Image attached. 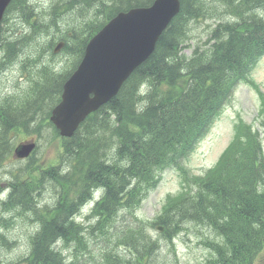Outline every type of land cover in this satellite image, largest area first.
Returning a JSON list of instances; mask_svg holds the SVG:
<instances>
[{
    "label": "trees",
    "instance_id": "trees-1",
    "mask_svg": "<svg viewBox=\"0 0 264 264\" xmlns=\"http://www.w3.org/2000/svg\"><path fill=\"white\" fill-rule=\"evenodd\" d=\"M60 1L64 10L73 11L79 4L95 11L91 19L71 24L75 33L64 54L70 56L75 66L88 35L97 33L118 12L147 6L154 0ZM181 2L180 13L160 37L156 51L135 70L120 95L86 121L73 139L65 141L60 167L52 166L42 176L24 184H13L10 199L3 204L34 215L41 222V229L32 240L27 257L11 263L0 257V264H67L57 240L77 242L76 248L83 249L88 242L84 237L86 228V232L98 231L99 238L113 243L110 232L122 210L128 211L132 219L126 223L129 235L123 239L127 254H111L110 264H149L154 252L152 237L147 234V223L136 211L147 192L157 186L159 164L165 161V165H177L185 181L182 192L169 199L158 218L169 237L178 234L185 221L210 225L217 235L215 264H254L264 251V155L260 134L252 126L239 123L235 138L220 162L203 175L191 174L182 162L264 54V16L258 13L264 9V0ZM219 11L230 14L233 21L221 19L204 46H195L191 57L183 54L190 38V23ZM10 12L26 23L35 24L33 33L43 22L40 16L32 20L35 13L28 0H13ZM76 12L78 17H72L83 15L81 8ZM51 31L46 26L38 34L4 38L2 43L10 50L7 56L16 59L24 45L33 43L38 36L51 35ZM28 79L32 81V89L7 102L4 105L7 110L1 113L0 167L11 151L10 137L36 131L41 115L50 111L51 93L60 89L55 81L60 76L49 68L30 74ZM146 84L153 89L141 97L139 88ZM106 141L112 143L114 161L98 163ZM44 178L59 186L55 207L38 208L36 196ZM101 186L103 195L95 207L99 218H93L84 227L76 224L73 219L89 199L90 189ZM6 222L0 221V226ZM0 239L4 247L12 246L5 234H0Z\"/></svg>",
    "mask_w": 264,
    "mask_h": 264
},
{
    "label": "rangeland",
    "instance_id": "rangeland-1",
    "mask_svg": "<svg viewBox=\"0 0 264 264\" xmlns=\"http://www.w3.org/2000/svg\"><path fill=\"white\" fill-rule=\"evenodd\" d=\"M31 1L39 9H42V7L47 6L48 4V0ZM88 7L79 5L77 8L87 9ZM67 14L68 11L62 13V21ZM73 14L75 15L76 12H73ZM224 18H228L225 12L221 16V19ZM10 19L9 23L11 24V27L16 25L15 27L21 30L22 26L20 25H22V23L16 18L15 13L10 16ZM43 21L47 23V25L50 24L48 20L43 19ZM213 25L214 21L192 23L190 25V33L193 42H197L201 38L204 39L207 31ZM190 52L191 51L189 50L188 53ZM62 61H65L63 57ZM32 65L33 64H27V69L32 72L37 71V67L33 69L30 68ZM20 74V66L14 67L0 79V87L9 85L11 86L10 90H12L13 82L18 79ZM253 76L258 86L243 85L238 89L232 103L226 107L227 109L224 110L210 134L190 157L188 166L193 174H201L217 162L233 137L234 124L239 116L260 129L264 135V118L259 115L261 105L260 93H264V59L260 62ZM19 141V139H16L15 144ZM108 142L109 141H106V143H104L105 147L102 150V155L100 154L99 158H97L98 161L96 160L98 163L114 161L113 156H111L112 143L108 144ZM59 152L60 146L58 140H53L51 133L46 134L37 154L40 161L39 163L44 165V162L47 168L55 162L56 158H58ZM12 160H8L5 163V166L0 170V180L1 178L6 177L7 173L11 170L17 169L23 164ZM181 183L182 177L178 173L174 171L167 172L163 176L159 187L151 192L143 202L139 209V216L145 219L155 218L158 215L161 206L164 204L166 197L169 193H175L180 190ZM58 194L57 188L52 184L49 191L42 192L40 200H45L47 205H52L55 200H58ZM14 210V208L5 206L0 202V215L2 212L5 213L6 220L12 227L10 230L0 229V234H5L10 240L18 242L12 250H7L0 242V257L8 262L18 261L20 258L30 253L29 238L34 230L37 229V225H32L37 222L34 215L27 212L29 213L30 222L26 221L23 217L16 218V215L13 212ZM117 228L119 231L123 228L121 221L117 224ZM153 234L159 239L161 250L158 255L153 257L149 264H208L210 252L207 250L205 243L207 237L214 236L209 228L197 226L194 223H188L186 224V230L182 231L172 244L164 238L159 237L157 232L153 231ZM89 240L90 246L87 251L88 254H85L83 257L79 256L80 262L77 264H106L105 259L102 257V252L104 253V251H102L101 245H99L101 242L96 241L97 239L92 236H89ZM118 251L124 253L125 250L119 247ZM73 252L74 249L71 248L69 253L73 254ZM260 264L264 263L260 262Z\"/></svg>",
    "mask_w": 264,
    "mask_h": 264
},
{
    "label": "water",
    "instance_id": "water-1",
    "mask_svg": "<svg viewBox=\"0 0 264 264\" xmlns=\"http://www.w3.org/2000/svg\"><path fill=\"white\" fill-rule=\"evenodd\" d=\"M9 1L0 0V20ZM180 6L179 0H156L150 7L121 13L93 39L73 83L76 103L62 105L55 112L54 121L64 134H70L83 118L84 105L86 111L94 106L82 99L80 91L85 86L87 91L90 85L96 98L115 95L120 87L121 73L124 69L128 72L153 52L159 36Z\"/></svg>",
    "mask_w": 264,
    "mask_h": 264
},
{
    "label": "bare ground",
    "instance_id": "bare-ground-1",
    "mask_svg": "<svg viewBox=\"0 0 264 264\" xmlns=\"http://www.w3.org/2000/svg\"><path fill=\"white\" fill-rule=\"evenodd\" d=\"M12 2H13V0H12ZM12 5V4H11ZM261 11V10H260ZM14 12H9V15H8V17H7V21H8V23L10 22V16L13 14ZM226 15L228 16V18H225L226 20H230V22L232 21V19H230V17H232L230 14H228V13H226ZM62 17V16H61ZM16 18L17 19H19L20 21H22L23 20V18L21 17V16H18V15H16ZM10 19V20H9ZM37 20V19H36ZM43 21V20H42ZM34 22H36V21H34ZM194 22H198V21H192L191 23H190V25L192 24V23H194ZM35 24H30V26L31 27H33ZM47 25V23H45L44 21L42 22V24L40 25V28H39V30H37V29H35V33H33V31H31V30H27V35H34V34H38L39 32H40V30H42L45 26ZM189 25V26H190ZM16 26V25H15ZM20 26H22V28L21 29H23L25 26L24 25H20ZM213 43V42H212ZM215 43V42H214ZM20 53V52H19ZM35 67H37L38 69L37 70H39L40 69V67H39V65H32L30 68L31 69H33V68H35ZM137 68H135L134 70H133V72H135V70H136ZM0 125H1V118H0ZM2 168H0V170H1ZM54 185H55V188H57V191H58V185H57V183L56 182H54L53 183ZM102 187V186H101ZM39 188V187H38ZM38 188H33L34 190L36 189V190H38ZM95 188V187H94ZM33 189H31V191H33ZM62 190V189H61ZM41 195H42V193H41ZM38 199H40V197L38 198ZM58 201V200H57ZM57 201L55 200L54 201V203L52 204V205H55L56 203H57ZM88 201H90V199H88V200H86L84 203H86V202H88ZM82 205H84V204H82ZM46 206H49V205H47L46 204ZM45 206V207H46ZM81 207V206H80ZM38 208H42L41 206H38ZM11 218V217H10ZM90 221H93V218H91L90 220H89V222ZM89 222L87 223V225L89 224Z\"/></svg>",
    "mask_w": 264,
    "mask_h": 264
}]
</instances>
